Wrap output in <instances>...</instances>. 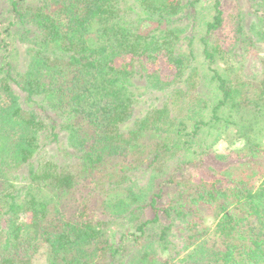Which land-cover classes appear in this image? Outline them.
<instances>
[{"label": "trees", "instance_id": "trees-1", "mask_svg": "<svg viewBox=\"0 0 264 264\" xmlns=\"http://www.w3.org/2000/svg\"><path fill=\"white\" fill-rule=\"evenodd\" d=\"M247 2L229 24L252 76L220 0H0V264H264ZM208 156L221 172L184 175Z\"/></svg>", "mask_w": 264, "mask_h": 264}, {"label": "rangeland", "instance_id": "rangeland-1", "mask_svg": "<svg viewBox=\"0 0 264 264\" xmlns=\"http://www.w3.org/2000/svg\"><path fill=\"white\" fill-rule=\"evenodd\" d=\"M221 1V9L225 16V22L222 28L219 31V35L222 39L223 45L226 50L231 52V56L234 61L243 60L244 61V70L245 76H252L253 74L259 72V58L252 54H244L240 53L233 48L232 44V32L229 24L230 13L237 8L242 9L247 14V18L250 21H255V17L250 15V9L247 0H220ZM165 72H167L164 67ZM66 146V139L61 137L58 143H52L46 147H44V152L48 154L51 158L60 159V150ZM218 153L226 154L227 150L223 147L219 146L217 149ZM61 160V159H60ZM234 160V157H231L227 160V162H231ZM225 164L223 162H218L214 159L213 156H208L205 160V163L199 167H190L184 175H192L194 179H209L211 178L215 172H221ZM148 215H152V212L148 210ZM179 240V238H178Z\"/></svg>", "mask_w": 264, "mask_h": 264}]
</instances>
